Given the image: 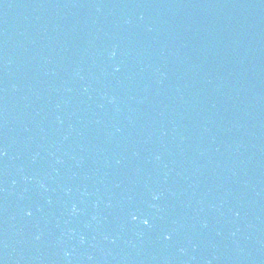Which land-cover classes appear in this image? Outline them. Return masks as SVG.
<instances>
[{
	"label": "water",
	"instance_id": "water-1",
	"mask_svg": "<svg viewBox=\"0 0 264 264\" xmlns=\"http://www.w3.org/2000/svg\"><path fill=\"white\" fill-rule=\"evenodd\" d=\"M0 264H264V0H0Z\"/></svg>",
	"mask_w": 264,
	"mask_h": 264
}]
</instances>
